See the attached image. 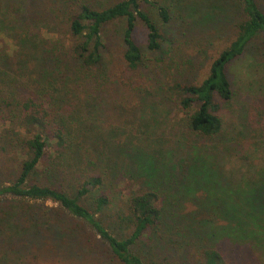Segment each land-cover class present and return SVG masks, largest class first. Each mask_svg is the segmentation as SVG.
Returning a JSON list of instances; mask_svg holds the SVG:
<instances>
[{
  "label": "trees",
  "instance_id": "1",
  "mask_svg": "<svg viewBox=\"0 0 264 264\" xmlns=\"http://www.w3.org/2000/svg\"><path fill=\"white\" fill-rule=\"evenodd\" d=\"M236 1L237 34L208 74L169 86L142 80L148 62L136 22L147 29L148 50L166 39L143 5L171 20L155 0H115L103 8L0 0V264H229L219 242L235 234L217 225L222 207L207 206L198 194L207 167L216 171L213 163L148 146L144 141L158 142L149 135L157 121L143 103L149 92L183 115L175 129L179 149L196 153L189 142L221 134L218 112L235 95L230 67L256 39L264 41V0ZM119 20L124 49L116 68L109 66L105 33ZM105 96L112 98L107 108ZM98 109L100 116H121L128 136L118 142L109 139L118 136L115 128L93 130ZM127 180L139 187L125 190Z\"/></svg>",
  "mask_w": 264,
  "mask_h": 264
},
{
  "label": "rangeland",
  "instance_id": "2",
  "mask_svg": "<svg viewBox=\"0 0 264 264\" xmlns=\"http://www.w3.org/2000/svg\"><path fill=\"white\" fill-rule=\"evenodd\" d=\"M76 1L103 8L115 0ZM155 1L168 8L171 20L166 23L155 6L143 5L144 10L151 14L166 34V39L160 49L148 50L147 29L140 19L136 22V40L148 62L142 80L158 81V84L165 83L170 86V82L175 79L194 81L206 76L213 60L237 34L235 27V22L239 20L235 7L237 1ZM124 26L125 21L119 20L106 27L105 37L112 46L113 53V61L109 62L111 67L117 68L122 64L120 56L124 49L121 38ZM44 33L48 36L46 31ZM262 40L261 37L256 39L255 45L248 49L246 55L231 65L230 78L235 95L229 102L222 103L218 112L222 119V132L217 137L204 142H189V145L196 147L194 150L196 153L193 150L187 152L186 147L179 149L177 145L179 137L175 136V132L181 128L176 122H179V118L183 115L176 107L168 101H160L159 96H153L149 92L145 93L146 100L143 103L157 121L153 126L151 125L149 135L151 134L150 137L158 142L144 141L148 146L160 150L165 147L164 150L168 152L174 151L175 159L187 155L183 153H188L190 159L195 154H199L205 161L213 163L216 171L207 167L210 177L204 181L205 184H202L205 186L204 191L198 194H205L203 202L207 206L215 204L218 208L222 207V210L217 212L219 213L216 216L217 225L219 228L229 225V233L235 234L234 237L229 236L219 242L223 245L222 249L229 264H264V41ZM8 48L13 47L8 46ZM103 98L107 108L106 100L112 98L106 99V96ZM83 101L76 98L77 105L82 106ZM95 112L93 130L106 132L115 128L118 136L113 138L110 134L109 139L118 142L128 136L125 132L129 128L121 116L111 114L112 111L109 113L113 117L100 116V109L98 113ZM78 119L85 120L81 116ZM72 179V175L69 181L64 179L66 186L73 184ZM124 185H126L125 190L132 187L136 190L139 187V184L130 180L121 184ZM115 196L121 198L119 202L124 197L120 192ZM191 202L186 200L183 204L190 210L193 209ZM114 209L113 207L110 211ZM114 227L119 229L121 226L116 224ZM213 240L219 241L218 238Z\"/></svg>",
  "mask_w": 264,
  "mask_h": 264
}]
</instances>
